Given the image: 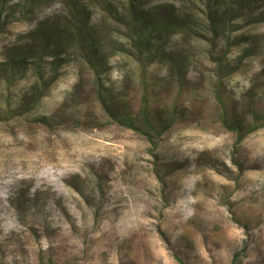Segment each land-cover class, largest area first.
I'll use <instances>...</instances> for the list:
<instances>
[{
  "label": "rangeland",
  "instance_id": "1",
  "mask_svg": "<svg viewBox=\"0 0 264 264\" xmlns=\"http://www.w3.org/2000/svg\"><path fill=\"white\" fill-rule=\"evenodd\" d=\"M234 254L264 264V0H0V264Z\"/></svg>",
  "mask_w": 264,
  "mask_h": 264
},
{
  "label": "trees",
  "instance_id": "2",
  "mask_svg": "<svg viewBox=\"0 0 264 264\" xmlns=\"http://www.w3.org/2000/svg\"><path fill=\"white\" fill-rule=\"evenodd\" d=\"M70 33L72 34V32H70ZM77 33H80V31L77 32ZM151 36H152V32H149V33H148V36H145V37H143V38H141V39L144 40V41H145V40H149ZM92 69H93V79L98 80V73L95 71V67H94V68L92 67ZM141 75H143V74H141ZM38 78H39V82H37V85L35 84V87H36V88L39 87L38 84L41 85V83H42V77L39 76ZM143 103H144V102H143ZM253 163H254V162H252V164H253ZM237 255H238V254H234V255H233V258H232V260H231V263H232V264H234Z\"/></svg>",
  "mask_w": 264,
  "mask_h": 264
}]
</instances>
